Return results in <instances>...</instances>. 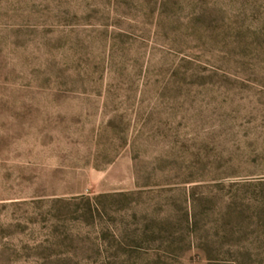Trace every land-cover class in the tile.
I'll return each instance as SVG.
<instances>
[{
  "label": "rangeland",
  "instance_id": "obj_1",
  "mask_svg": "<svg viewBox=\"0 0 264 264\" xmlns=\"http://www.w3.org/2000/svg\"><path fill=\"white\" fill-rule=\"evenodd\" d=\"M0 264H264V0H0Z\"/></svg>",
  "mask_w": 264,
  "mask_h": 264
}]
</instances>
